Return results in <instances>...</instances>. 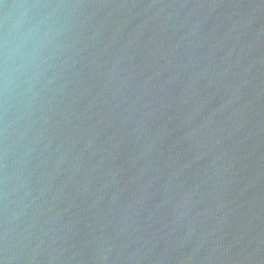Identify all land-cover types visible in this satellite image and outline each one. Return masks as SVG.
Masks as SVG:
<instances>
[{
  "label": "water",
  "instance_id": "95a60500",
  "mask_svg": "<svg viewBox=\"0 0 264 264\" xmlns=\"http://www.w3.org/2000/svg\"><path fill=\"white\" fill-rule=\"evenodd\" d=\"M0 264H264V0H0Z\"/></svg>",
  "mask_w": 264,
  "mask_h": 264
}]
</instances>
